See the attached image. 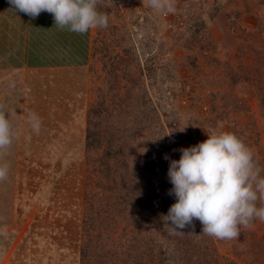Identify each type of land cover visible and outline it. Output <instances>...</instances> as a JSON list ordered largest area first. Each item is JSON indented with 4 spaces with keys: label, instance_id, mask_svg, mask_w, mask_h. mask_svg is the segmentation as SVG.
Segmentation results:
<instances>
[{
    "label": "rangeland",
    "instance_id": "374dc122",
    "mask_svg": "<svg viewBox=\"0 0 264 264\" xmlns=\"http://www.w3.org/2000/svg\"><path fill=\"white\" fill-rule=\"evenodd\" d=\"M101 3L104 10L99 9ZM173 3L175 11L169 13L153 11L147 0H100L98 11L108 15V26L92 29L89 64L83 69L34 73L26 86H19L17 138L35 135L24 124L29 112L40 116L42 132L33 142L25 141V149L22 144L9 150L5 157L9 178L0 182V199L13 196L16 186L23 190L24 200L40 201L31 207L16 205L10 219L19 232L29 222L44 225V230L57 227V234L49 232L62 247L58 259H64L63 264H124L126 260L136 264L129 257L141 241L132 242L131 230L142 241L152 235L166 243L167 233L157 236L153 231L174 234L162 219L177 202L174 195L168 203L162 198L173 187L168 178L170 160L180 159L179 149L206 141L208 132L240 133L264 169V0ZM129 102L136 107H127ZM98 107L97 115L93 110ZM124 113L137 123L123 133ZM96 120L106 128L123 129L119 135L124 140L118 146L124 148V160L118 161L121 172L113 176L115 181L102 172L101 154L107 143L95 150L86 145L89 122ZM123 179L131 190L138 186L153 221L133 222L128 214H118L117 206L108 205L118 195L131 198V191L123 190L127 188ZM154 184L158 187H150ZM6 200L9 206L17 201ZM129 211L138 213L136 208ZM1 217H5L3 210ZM90 217L95 223L89 225L93 232L88 234L86 218ZM193 228L201 233L203 226L194 219L181 231ZM211 239L214 264H264L262 221L242 228L238 240ZM35 242L36 238L31 241ZM55 242H41L40 247L49 244L52 249ZM48 254L56 257L54 252Z\"/></svg>",
    "mask_w": 264,
    "mask_h": 264
},
{
    "label": "clouds",
    "instance_id": "9594fccd",
    "mask_svg": "<svg viewBox=\"0 0 264 264\" xmlns=\"http://www.w3.org/2000/svg\"><path fill=\"white\" fill-rule=\"evenodd\" d=\"M8 2L14 12H23L32 19L47 12L56 26L79 34L108 26V15L98 11L100 0ZM147 4L155 12L175 11L173 0H147ZM26 122L39 135L40 116L29 112ZM15 138L11 113L0 104V182L9 178L10 164L5 157ZM179 151L180 159L170 160L168 170L173 185L168 195H174L177 202L166 216L162 214L171 232H183L197 219L203 226V234L231 241L238 240L241 229L251 227L255 220L264 222V177L261 176L264 169L240 137L227 131L208 132L206 141ZM164 159L169 160L167 154Z\"/></svg>",
    "mask_w": 264,
    "mask_h": 264
},
{
    "label": "crops",
    "instance_id": "0c3cea01",
    "mask_svg": "<svg viewBox=\"0 0 264 264\" xmlns=\"http://www.w3.org/2000/svg\"><path fill=\"white\" fill-rule=\"evenodd\" d=\"M11 8L8 0H0V104L11 113V119L18 134L16 104L19 86H26L30 75L34 73L83 69L91 60L92 29L84 34L71 32L56 26L53 16L47 12H41L37 18L32 19L23 12H14ZM21 94L25 95V92L22 91ZM24 124L27 122L25 121ZM36 136L37 134L29 140L15 138L11 148L14 145L19 148L23 144L25 149L28 146L27 142H33ZM21 193H24L23 190L14 186L13 196L6 195L0 199V222L3 221L0 223V264H48L49 262L63 264L64 259H58L59 249L62 247L56 245L57 239L49 232L52 230L57 234V227L46 225L48 229L44 230V225H33L30 222L28 227L24 225L25 227L20 230L22 232L13 227L14 222L11 221L10 216L14 214L16 205L22 203L24 207H31L40 204V201L31 203L34 198L24 200V197L21 198ZM6 198H16L17 201L9 206ZM27 200L30 201L27 202ZM2 202L5 204L2 205ZM1 209L5 215L4 218L1 217ZM29 227L33 228L28 230ZM4 233L7 235L5 236ZM34 238L36 242L31 243ZM53 239L54 242L56 241L54 245L56 248L53 246L50 249L47 244L42 247L44 251H40L41 242L45 244ZM29 240L30 244H27ZM34 250H38L36 252L39 253H34ZM49 251L56 253V257L48 254Z\"/></svg>",
    "mask_w": 264,
    "mask_h": 264
},
{
    "label": "trees",
    "instance_id": "16d2710c",
    "mask_svg": "<svg viewBox=\"0 0 264 264\" xmlns=\"http://www.w3.org/2000/svg\"><path fill=\"white\" fill-rule=\"evenodd\" d=\"M101 5H104V3H101ZM98 7V6H97ZM106 6L104 5L103 7L99 8L100 10H104ZM195 59L192 61L194 63ZM121 64V63H120ZM117 64L112 67L111 75L114 77L116 75V70H117ZM262 102H264L262 100ZM127 107L133 108L136 107L133 102L127 103ZM101 110V107L95 108L93 110L94 113L99 114L98 111ZM261 112L264 114V103L261 108ZM127 117V114L124 113ZM136 119L133 117L124 120V130L120 128H115V127H110L106 128V124H103L104 122H100L96 120V122H89V127L88 131L85 136V141L87 148L89 149H98L102 145V142L105 141L107 144L105 145L106 147L104 148L102 154H101V167H102V172L104 175L110 177L111 180L115 181V177H113L116 173L121 172L120 171V165H122L118 161H122L123 159V154H124V148L118 146V141L120 139L124 140L121 134L122 130L123 133L128 131L129 125L133 124ZM137 121L135 122V124ZM101 124L103 126H101ZM235 133V132H234ZM238 137L242 139V136L240 133H236ZM125 166V165H124ZM123 166V173H126V170ZM125 170V171H124ZM123 185L127 187V183L123 179ZM162 186V185H160ZM150 187H158L156 184L151 185ZM123 190L131 191V198L126 195H118L113 203L108 202V205H113L117 206L118 214L122 215L124 212V215H127L132 217L133 222L134 220H139L142 221V223H148L149 221H153V215L151 209H149L148 204L143 202L142 196L140 193V190L138 186L132 187V190L127 188H124ZM154 198L158 196L157 192L153 193ZM172 195H165L162 196L163 201L168 203ZM122 198V199H121ZM118 202V204H116ZM130 209H137L138 213H134L129 211ZM128 209V210H126ZM92 212V210H91ZM98 215H101V212L99 211L97 213ZM112 219V218H110ZM88 221L86 233L90 234L93 232V230H89L88 227L93 226L95 223V219L86 218ZM104 221V218L102 219V223ZM140 225V224H139ZM192 228V227H191ZM190 228V229H191ZM138 231L140 232L141 229L140 227L137 228ZM185 230V229H184ZM132 233L131 235V240L132 242L138 240L141 241V243H138L137 246H134V249L136 250L134 253L130 254V261L133 262V260H136V264H151L152 261L155 259H159L160 264H180L182 261L183 264H214L215 262L213 261V250H211V244L212 239L209 236L208 238H204L205 234L202 232H197L194 228L192 229L191 232H188V230L183 231V232H177V233H170L166 232V230H159V231H153V234L155 235H167L165 236V241L166 243L163 242V237H158L154 238L152 235H148L149 237L146 238V240L142 241L141 238L142 236H135V233L133 230L130 231ZM88 252L84 254V256H87ZM145 254H147L145 256ZM163 255V256H162ZM133 259V260H132ZM207 261V263H206ZM124 264H130L128 260L124 261Z\"/></svg>",
    "mask_w": 264,
    "mask_h": 264
}]
</instances>
